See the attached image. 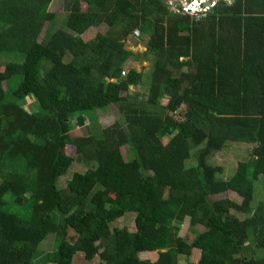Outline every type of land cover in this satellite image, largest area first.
<instances>
[{"label":"trees","instance_id":"16d2710c","mask_svg":"<svg viewBox=\"0 0 264 264\" xmlns=\"http://www.w3.org/2000/svg\"><path fill=\"white\" fill-rule=\"evenodd\" d=\"M51 2L0 0V58L17 59L0 72V264H32L49 235L56 248L43 264H73L77 254L99 264H192V250L196 264H264L255 257L264 254V202L251 207L264 177V0H216L194 16L160 0H63L64 27L42 43L55 21ZM74 2L85 11L71 12ZM101 26L104 34L82 40ZM147 31V95L121 99L142 84L141 72L122 70L123 42ZM112 106L111 126L67 139L75 119ZM228 144L250 146L256 162L216 181L223 170L208 160ZM75 162L84 171L59 186ZM226 192L241 199L229 208L242 219L211 200ZM129 210L134 231H111ZM210 216L213 228L184 244L176 225L192 229Z\"/></svg>","mask_w":264,"mask_h":264},{"label":"rangeland","instance_id":"374dc122","mask_svg":"<svg viewBox=\"0 0 264 264\" xmlns=\"http://www.w3.org/2000/svg\"><path fill=\"white\" fill-rule=\"evenodd\" d=\"M173 9L175 6H180V4L176 0H171L166 3V5ZM182 4V3H181ZM85 11V5L81 2H74V4L71 6V12H83ZM48 12L53 13L55 15V21L54 24L48 25L45 29V32L40 35L39 42H44L48 35L55 29H63L64 22L67 17V12L64 9L63 0H52L51 4L49 5ZM106 32V27L101 26L99 28H92L89 29L84 35L81 36L82 40L87 42L92 40L96 34H104ZM149 34V31H147L144 35H141V33H134L133 35L129 36L124 42V50L126 52L130 53V57L127 59V61L124 63L122 70L126 74V72L129 69H134L138 72H141L142 81L141 85L136 88H129V91L127 93H122L120 98L124 99L126 96H132L133 94H138V99L140 101H143L147 95V88H148V80L147 76L150 73L151 65H152V59L145 56L144 50H145V44L147 41V36ZM17 59L13 56H2L0 58V72L3 71V66L9 62H14ZM192 66V65H190ZM188 70L191 69V67H187ZM17 83V80H11L8 82H5L3 84L4 91L9 97L11 92L13 91L15 85ZM32 100L26 99V102L24 103V107L30 110ZM165 101L159 99V104L164 105ZM117 109L115 106L109 107L105 111H97L93 114L92 117H80L78 119H75L72 122L73 129L71 133L67 136L68 140L79 138L82 135H87L90 133V130L94 132L95 134H98V132H101L102 129L107 128L113 124V122L117 119ZM129 147L125 146L120 149V153L124 160H126L129 156ZM251 147L242 145V144H228L225 149L212 156L208 160V164L214 167H220L222 168L223 172L222 174L217 176L216 181L226 182L228 181L235 173L237 164L240 162H251L248 157L250 155ZM67 156L71 158H75V150L71 146H67L65 150ZM191 163V162H187ZM84 171L83 167L78 165L76 162L72 165L70 170L66 173L65 177L61 178L59 181V186L63 187L65 182L70 179L73 173L79 172L82 173ZM110 199H114L115 195L113 193H109ZM212 201H217L221 205L222 210L231 215H235L238 218L242 219L243 216L235 213L229 208V204H240L241 199L234 193L226 192L223 194H220L218 196L212 197ZM264 202V177L260 178L259 181L255 183L254 186V195H253V201L251 204L252 208H255L259 203ZM134 216V212L129 210L125 211V215L122 219L115 221L114 223H111L109 225V228L111 231L113 230H121L123 228H126L128 231H134V224L132 222V217ZM213 217L210 219V223L204 225V227H195L198 228L196 233H202L204 229L208 228L209 224H212ZM179 227V237L182 239L183 243L186 245H190L194 242L197 236L192 231L189 230V224L188 221H184L180 225H176ZM206 226V227H205ZM66 241L70 244H73L77 238L76 234L68 229L66 231ZM56 248V243L53 235H49L38 247V254L39 258L35 260L32 264H43L42 258L48 254L54 251ZM190 256V260L197 257V255L194 254V251ZM100 253L112 255L111 251H107L106 249H102ZM254 251L252 249H249L248 252L245 254L246 257L250 256ZM255 256L256 258H262L264 257V254H262L259 251H256ZM153 255H151L152 257ZM254 256V255H253ZM119 257V254H118ZM140 260H147V258L144 257V255L139 256ZM151 259V258H150ZM73 264H99L100 260L95 257L92 261L86 262L82 256V254H77L73 258L72 261ZM178 264H185V259L183 257L178 258Z\"/></svg>","mask_w":264,"mask_h":264},{"label":"built area","instance_id":"2783aa9c","mask_svg":"<svg viewBox=\"0 0 264 264\" xmlns=\"http://www.w3.org/2000/svg\"><path fill=\"white\" fill-rule=\"evenodd\" d=\"M176 1L180 4L181 7L179 6H175V7L176 8L178 7L181 13L190 16H194L197 13L205 12L216 2V0H176ZM224 2H228V0H224ZM166 6L169 7L168 4ZM174 8L172 9L173 11ZM121 75L123 76L124 73H122Z\"/></svg>","mask_w":264,"mask_h":264},{"label":"crops","instance_id":"0c3cea01","mask_svg":"<svg viewBox=\"0 0 264 264\" xmlns=\"http://www.w3.org/2000/svg\"><path fill=\"white\" fill-rule=\"evenodd\" d=\"M243 145V144H242ZM249 159H251L250 161L251 162H249V161H247L248 163H250V164H254L255 162H256V159L253 157V156H250L249 155V157H248ZM211 217L212 216H210V217H208L205 221H204V223L203 224H201V225H196L197 227H204V225H206V224H208V223H210V219H211ZM195 226V227H196ZM213 226H214V219L212 220V224H209V226H207L208 228H206V229H204V231L202 232V233H196V231H197V229L198 228H195V227H193L192 229L191 228H189V230L190 231H192L194 234H196L197 236L195 237L196 239L201 235V234H203V233H205V232H207V231H210L212 228H213ZM206 227V226H205ZM131 232V231H130ZM195 239V240H196ZM192 251H194V254L195 255H197V257L196 258H194V259H189V263H192V264H196L197 262H198V260H199V256H200V254H199V251H197V250H192ZM193 252H191V254H192ZM141 255H144V257L145 258H147V260L149 261V262H154L155 260H156V253H140ZM140 254H138V258H139V256H140ZM151 255H153L152 257H151ZM151 258V259H150Z\"/></svg>","mask_w":264,"mask_h":264},{"label":"water","instance_id":"95a60500","mask_svg":"<svg viewBox=\"0 0 264 264\" xmlns=\"http://www.w3.org/2000/svg\"><path fill=\"white\" fill-rule=\"evenodd\" d=\"M168 1H171V0H161V2H162L163 4H165V5H166V3H168Z\"/></svg>","mask_w":264,"mask_h":264},{"label":"flooded vegetation","instance_id":"af4514ba","mask_svg":"<svg viewBox=\"0 0 264 264\" xmlns=\"http://www.w3.org/2000/svg\"><path fill=\"white\" fill-rule=\"evenodd\" d=\"M161 1V0H160ZM165 5V4H164Z\"/></svg>","mask_w":264,"mask_h":264}]
</instances>
